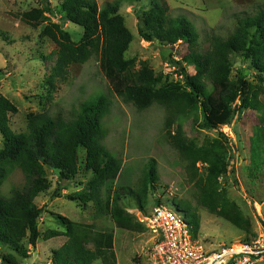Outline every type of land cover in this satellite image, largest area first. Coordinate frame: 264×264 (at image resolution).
<instances>
[{"label": "trees", "instance_id": "1", "mask_svg": "<svg viewBox=\"0 0 264 264\" xmlns=\"http://www.w3.org/2000/svg\"><path fill=\"white\" fill-rule=\"evenodd\" d=\"M125 2L128 1L115 0L100 8L96 0H65L62 12L66 20L83 29L78 43L61 25L51 22L45 15L46 10L37 9L21 15L22 20L34 28L47 23L42 34L57 46V63L46 82L48 101H53L57 84L67 81L73 65H85L97 58L106 79L125 104L142 112L154 105L165 110V136L185 164L187 179L196 188L201 206L243 230L241 213L216 193L220 179L228 170L226 151L191 147L184 140L182 125H178L176 132L173 127L177 120L187 119L193 109L201 112L200 128L208 131H217L231 120L240 86V82L234 83L230 79L233 55L252 59L256 75L264 81V4L234 17V25L227 28L226 33L211 29L202 41L199 28L190 19L184 15H171L161 0H151L149 10L142 17L140 37L165 47L181 42L186 44L188 51L180 62L173 61L181 79L164 82L148 65L136 70V59L127 57L135 37L120 14ZM187 67H193L195 74L190 75ZM246 74L247 71L243 72L242 78ZM251 90L249 105L260 109L259 94L253 87ZM111 105L112 101L101 95L83 103L73 120L49 112L31 114L27 130L16 133L11 128V116L18 109L0 96V133L5 139L0 149V244L5 248L0 251V259L4 264H20L18 257L27 258V254L21 252L26 239L30 246L36 247L41 236L39 220L43 213L36 199L51 188L49 171L58 172L60 182L71 181L78 174L81 149L86 151L85 167L92 173V180L78 197L83 202H94L99 208L103 207L102 195L106 196L107 205L110 203L115 181L124 171L122 160L104 143L108 134L104 120ZM199 162L206 165L203 170L208 175L209 184H205L201 177ZM16 170L23 175L24 183L13 186L10 196L6 197L3 186ZM143 174L135 189L130 186L121 188L136 198L142 207L158 182L154 160L149 161ZM120 196L121 193H116L115 201ZM176 201V209L186 216L197 239L200 229L198 214L189 201ZM156 205L159 206L160 202ZM107 212L118 228L142 232V222L134 217L119 212L115 207L110 211L107 206ZM57 219L64 232L52 231L45 235V239L65 236L68 240L53 252L55 264H95L97 260L103 264H116L113 232L96 231L93 226L74 223L60 215ZM90 245L95 250H91Z\"/></svg>", "mask_w": 264, "mask_h": 264}, {"label": "rangeland", "instance_id": "2", "mask_svg": "<svg viewBox=\"0 0 264 264\" xmlns=\"http://www.w3.org/2000/svg\"><path fill=\"white\" fill-rule=\"evenodd\" d=\"M64 1L0 0V96L7 98L18 109L11 116V128L16 133H23L27 130L29 116L44 112L73 120L83 103L105 95L112 101V105L104 120L108 133L104 143L110 152L122 160L124 171L115 181L108 205L106 196L102 195V208L92 201L83 202L78 197L87 190L92 180V173L85 167V149L80 150L79 171L71 181L60 182L58 172L49 171L51 188L36 199L37 206L43 210L39 220L41 236L36 247L30 246L28 239L22 243L21 252H25L27 258L18 257L20 264H55L53 252L63 247L68 239L60 236L46 240L45 235L52 231L64 232L57 219L59 215L74 223L93 226L96 231L113 232L116 264H153L154 235L145 226V221L158 207V201L160 205L174 210L178 207L176 200L189 201L200 219L197 239L208 248L251 241L263 234L264 81L256 75L252 59L232 56L230 79L234 83L240 82V86L233 107L234 116L227 124L217 131L202 129L201 112L193 109L187 119L177 120L173 127L176 132L178 125H182L184 140L191 147L226 151L228 170L220 179L216 193L241 213L244 218V228L241 230L201 206L196 188L187 179L185 164L165 136V110L154 105L142 112L133 105L125 104L106 79L97 58L85 65H73L67 81L57 84L53 101H48L46 82L57 63V46L42 34L47 23L34 28L25 23L21 15L37 9L46 10L45 15L51 22L61 25L78 43L83 36V29L66 20L62 12ZM114 1L96 0L100 8ZM127 1L122 4L120 14L135 37L127 57L136 59V70L148 65L164 82L179 81L181 77L173 61L180 62L181 57L187 54L186 44L179 42L175 46L165 47L157 42L144 41L139 31L143 26V14L149 10L151 0ZM161 1L168 7L169 14L184 15L190 19L199 28L202 41L211 29L226 33L227 28L233 27L234 17L258 4H264V0ZM204 47L207 48V44ZM187 70L190 75L195 74L193 67H187ZM245 71L248 74L242 78L241 74ZM251 87L259 94L260 109L249 105ZM4 144L5 139L0 133V149ZM151 160L156 163L158 182L155 191L148 194L146 204L142 207L136 198L121 188L130 186L135 189L139 186L145 167ZM203 166L206 165L198 163L206 184L208 175ZM23 183V175L16 170L3 186L4 196L9 197L12 187L22 186ZM59 187L61 189L57 191ZM116 193H121L118 201H115ZM107 206L110 211L115 207L119 212L142 222V232L118 228L109 212L106 213ZM89 248L95 250L93 245ZM4 249L0 244V251ZM0 264H4L1 259ZM95 264L103 263L97 260ZM258 264H264V260Z\"/></svg>", "mask_w": 264, "mask_h": 264}, {"label": "built area", "instance_id": "3", "mask_svg": "<svg viewBox=\"0 0 264 264\" xmlns=\"http://www.w3.org/2000/svg\"><path fill=\"white\" fill-rule=\"evenodd\" d=\"M145 226L154 235L153 264H258L264 260V233L249 242L208 248L194 238L186 216L166 205L155 207Z\"/></svg>", "mask_w": 264, "mask_h": 264}]
</instances>
